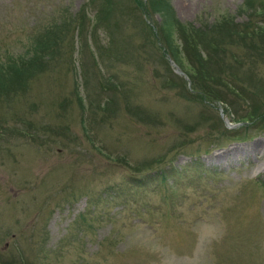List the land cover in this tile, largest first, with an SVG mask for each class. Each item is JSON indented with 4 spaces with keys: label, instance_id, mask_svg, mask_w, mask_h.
<instances>
[{
    "label": "rangeland",
    "instance_id": "1",
    "mask_svg": "<svg viewBox=\"0 0 264 264\" xmlns=\"http://www.w3.org/2000/svg\"><path fill=\"white\" fill-rule=\"evenodd\" d=\"M247 3L0 0V264H264V116L198 97L176 31L259 26ZM240 36L216 72L264 108Z\"/></svg>",
    "mask_w": 264,
    "mask_h": 264
},
{
    "label": "trees",
    "instance_id": "2",
    "mask_svg": "<svg viewBox=\"0 0 264 264\" xmlns=\"http://www.w3.org/2000/svg\"><path fill=\"white\" fill-rule=\"evenodd\" d=\"M248 1V7L252 12L257 11H263L264 8L262 6H255L254 0H247ZM263 4V3H261ZM259 13V12H258ZM262 17L264 18V13H261ZM249 16H253L249 15ZM246 21H249V17ZM262 24L259 26H250L246 23L238 25L236 23L232 24V26H227L225 24H228L227 21L222 22L221 24H216L214 27H201L196 28L194 26H185V25H179L178 29L176 30L181 36L183 40L184 50L187 53L188 60L190 62V65L188 66V75L190 76V79L192 83L199 86V88L193 86L195 93L201 91L200 94H196L198 97L204 99L206 95L210 96V93L213 92L212 86H209L210 83L219 82L223 86L221 87L223 99H226L225 95L226 93H229V91H232L237 95V97L241 98V100L245 103H247L245 108V115L243 117L247 119H256L258 117L264 116V108L261 104V102L256 99L255 94H249L250 91L246 87H243V89H240V93L238 94L235 89H233V86H231L230 82L227 78H222L219 73H217V70L221 69V64L225 62L224 53L225 50L223 49V46L226 45L224 39H226V35L235 34V31L241 36L239 38L247 40L249 39V44L246 43L245 47L246 50H252L257 55V57L264 60V19H261ZM185 26V27H184ZM239 26V28H238ZM172 27H165L164 29H161L163 34L166 33L164 45L168 48L169 54L172 57H177V59H180L179 52L177 51V48L174 49L169 41L171 40L170 36L172 37L173 30H171ZM230 31V33L228 32ZM45 35V36H44ZM41 37H45L44 39L40 40L38 46L42 47L45 52L49 50L50 47H54L56 44L54 40L56 38L59 39L58 36L55 34V29L53 28V25L50 26V28H46L44 32H42ZM40 36L38 35V38L40 39ZM221 51V52H220ZM50 54V52H48ZM45 55L47 56L46 59L50 58L48 54H40V56ZM38 55H34L28 59V61L34 60ZM19 59L21 56L18 57ZM45 59V58H44ZM32 62V61H31ZM30 63V62H28ZM13 64L15 66L16 61L13 59ZM211 67V68H207ZM209 69V70H206ZM15 73H19L20 70L16 67V69L12 70ZM21 79V78H20ZM196 82V83H195ZM233 83V82H232ZM198 90V91H197ZM214 98H219L216 96H213ZM221 99V100H223ZM219 100V99H215Z\"/></svg>",
    "mask_w": 264,
    "mask_h": 264
}]
</instances>
